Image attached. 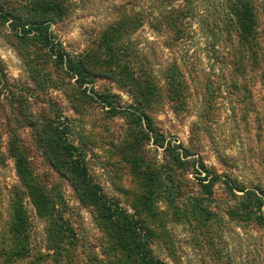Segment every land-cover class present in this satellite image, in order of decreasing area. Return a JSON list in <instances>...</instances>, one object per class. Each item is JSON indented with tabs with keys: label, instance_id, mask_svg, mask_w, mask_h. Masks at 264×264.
<instances>
[{
	"label": "rangeland",
	"instance_id": "rangeland-1",
	"mask_svg": "<svg viewBox=\"0 0 264 264\" xmlns=\"http://www.w3.org/2000/svg\"><path fill=\"white\" fill-rule=\"evenodd\" d=\"M40 1L0 0V264H133L115 229L58 168L66 157L46 145L58 136L78 147L94 181L130 213L146 203L133 163L145 154L164 183L151 196L160 218L142 215L154 253L167 264H264V222L244 215L242 192L217 183L215 199L204 203L208 220L196 219L191 197L201 195L206 172L173 169L165 150L169 142L188 147L193 159L264 189V0H255L258 37L250 46L236 35L227 0L176 1L185 11L180 34L155 21L169 0H57L56 12H42ZM39 15L53 40L91 69L85 82L23 30ZM124 22L129 29L111 34ZM142 105L153 121L148 139L137 136L146 125L126 112ZM17 155L54 202L53 217L36 209ZM15 193L28 221L23 255L12 232Z\"/></svg>",
	"mask_w": 264,
	"mask_h": 264
},
{
	"label": "trees",
	"instance_id": "trees-1",
	"mask_svg": "<svg viewBox=\"0 0 264 264\" xmlns=\"http://www.w3.org/2000/svg\"><path fill=\"white\" fill-rule=\"evenodd\" d=\"M176 1L178 0H169V6L171 7L165 9L155 21L160 23V20H163L172 24L175 27L176 34H180L182 28H180L176 22L185 11L183 8H180V6L175 5ZM45 2L42 0L37 3V7H40L42 12H56L58 9H62L61 1L50 0L47 1V3ZM227 2L228 12L231 17L230 20L233 23L236 35L239 37L240 41L249 46L253 43H257L258 14L256 1L227 0ZM27 24L30 26L26 28V25H23V30L26 32L34 31L38 40L49 49L50 54L54 57V61L58 65L64 66L78 75L82 81L84 80L83 82H85L91 69L83 60L72 57L59 43L53 40L49 33L48 19L41 18L39 15V17L31 20ZM129 27L130 24L128 25L126 22L119 23L114 27L111 34H119L129 29ZM99 97L106 104L113 106L114 103L109 99L108 95L101 94ZM148 98L149 96L147 95L146 100H148ZM141 103L142 102L139 101L138 104ZM141 108L145 109L144 105L136 109L126 110V112L130 115L133 123L139 126L146 125V129H144L145 132L143 129H137V136L145 133L148 139V132L154 131L153 121L149 113ZM113 109L116 110V107L113 106ZM46 145L49 150L53 152L52 154H55L56 150H59V152L66 157L65 161L68 165H63L64 169L58 167L59 165L57 164L56 166L65 172L72 180L81 198L95 208V211L103 223L115 229V234L120 242L119 245L126 252L128 259L131 260L133 264H167L166 261L154 253L151 247L154 232L153 229L145 223L142 215V213L146 211V214L151 218H160V213L154 208V205H152V198L158 196L159 191L162 189L161 182L164 183L159 172L157 173L154 167L150 166L147 162L145 154L143 155L140 152L136 154L137 157L133 159V163L135 164L134 171L137 173L142 186L148 191L145 197L146 203L141 209L136 208L134 213H130L120 203L114 202L108 198L102 186L94 181L88 170L85 159L83 158V153L78 150V147L68 142V140L63 139L62 141L61 136L52 140H46ZM163 146H165V143ZM165 150L168 152L166 155V158H168L167 161L170 162L169 164L173 169L181 170L182 168L192 167L197 169V172L199 171L198 173L206 172L205 176L199 177V183L202 188V192H200L201 195L191 197L193 201L192 212L194 216H196V219L201 216H206L205 219L208 220L210 211L208 205L204 203L215 199L214 188L217 183H222L229 192L233 194H235L236 191L242 192L238 197L241 199L240 204L244 215L252 218L255 217L260 223L264 222V189L256 186L246 187L232 177L208 167L201 159H193L192 155L194 153H192L188 147L178 144H173L171 146L169 142ZM17 158L18 173L28 189L36 209L49 218L53 217L55 215L54 211H56L53 204L54 202L34 183L33 174L28 168V165L24 164L22 159L23 156L17 155ZM52 161L55 163L53 159ZM65 170H67V172ZM168 182L174 183V180L169 178ZM168 189L176 191L175 184L169 185ZM170 190H167L168 194L171 193ZM12 208L15 218L12 224V232L18 243L17 252L23 255L26 253L27 249L25 237L28 221L23 199L18 193H15L12 199ZM188 211L189 210H185L183 212L185 217H188ZM197 215L201 216L197 217Z\"/></svg>",
	"mask_w": 264,
	"mask_h": 264
}]
</instances>
